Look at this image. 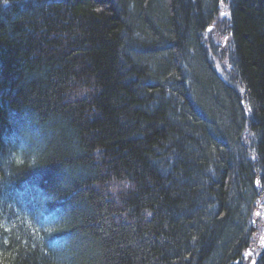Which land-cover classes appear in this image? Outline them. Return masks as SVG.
<instances>
[{
	"label": "trees",
	"instance_id": "trees-1",
	"mask_svg": "<svg viewBox=\"0 0 264 264\" xmlns=\"http://www.w3.org/2000/svg\"><path fill=\"white\" fill-rule=\"evenodd\" d=\"M0 264H264V0H0Z\"/></svg>",
	"mask_w": 264,
	"mask_h": 264
},
{
	"label": "rangeland",
	"instance_id": "rangeland-1",
	"mask_svg": "<svg viewBox=\"0 0 264 264\" xmlns=\"http://www.w3.org/2000/svg\"><path fill=\"white\" fill-rule=\"evenodd\" d=\"M247 259H250V260L254 259L252 252L247 254Z\"/></svg>",
	"mask_w": 264,
	"mask_h": 264
}]
</instances>
